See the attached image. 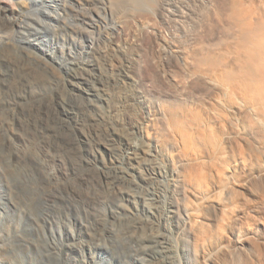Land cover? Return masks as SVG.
Here are the masks:
<instances>
[{
    "label": "bare ground",
    "instance_id": "6f19581e",
    "mask_svg": "<svg viewBox=\"0 0 264 264\" xmlns=\"http://www.w3.org/2000/svg\"><path fill=\"white\" fill-rule=\"evenodd\" d=\"M140 1L152 13L156 0ZM30 3L48 20L58 4ZM160 15L173 37L149 36L146 93L130 74L128 35L95 59L97 78L120 93L106 117H121V130L91 111L81 74L61 78V93L16 69L0 79V178L9 204L30 209L0 219V264H111L116 245L128 264H264V0H162ZM41 50L30 56L47 65ZM104 149L111 174L99 167ZM66 198L89 219L33 218L64 211Z\"/></svg>",
    "mask_w": 264,
    "mask_h": 264
},
{
    "label": "rangeland",
    "instance_id": "374dc122",
    "mask_svg": "<svg viewBox=\"0 0 264 264\" xmlns=\"http://www.w3.org/2000/svg\"><path fill=\"white\" fill-rule=\"evenodd\" d=\"M132 1L133 0L131 1L130 0H113V1L112 0H80V1L57 0L58 2L57 6L54 9L49 10L50 12L52 10L53 11L51 12L52 15L51 20H48L44 16L38 15L36 9L32 8L31 6L32 3H30V0H0V10L4 11V9H6L7 11L3 15V17L0 16V60H1L0 77L3 76L2 78H0L2 80L1 82H9L13 78H15V76L16 78H18V75L19 78H21L20 76L21 73L24 75L26 72L25 76H27L28 74L30 75L33 74L31 76V78L33 77L32 79L35 78L33 81H35V83H37L38 81L37 84L34 83V88L39 87L38 90L45 89L52 92L61 93L63 91V88L61 89L62 82L64 81V79H66V75L72 76L75 73L81 74L78 75L77 77L79 78L80 84L84 82L82 84L83 86L81 85L83 91L87 94H90L89 99L91 100V102L89 99H88L89 101L87 100V102L89 103V107L91 111L94 114H97L99 117L102 116L103 118H105L106 116L109 117L108 116L110 114L109 111H111L112 109L111 106L112 105L115 106L116 103L117 104L120 103L119 95H117L118 98L116 97V94H120V93L116 92V90L113 87L111 88V86L108 85V83L101 82L99 80L101 71L99 70L100 63H98V61L100 60L99 58L103 57L102 53L105 50L106 46L110 47V43L112 41L116 43L117 40L120 41L121 36H126V35H128L132 41L133 40L136 41V43H134L133 41L131 44L125 45L126 46L125 50L128 52L132 60L130 74L132 75L134 80H136V84L138 85V88L141 91V93H146L147 92L146 87H149V85L147 86L143 82L142 78L145 74V70L148 65L149 59L154 57V54L152 55V52H149L147 50L148 41L151 36L153 37V35L154 36L159 35L158 37L161 38L164 37L166 39H171L173 37V29L162 23V19L160 15V4L162 0H156L155 5L152 6L153 7L152 13H149L148 11H146L147 9H144L145 7L144 5L146 3H144L143 5L144 7H142V5H140V3L142 4L141 1L139 2L138 0L139 4L137 3V5L135 1L134 2ZM143 1L146 2L145 0ZM104 2L106 4H104ZM110 3L112 4L111 6L115 11L114 16L111 15L110 11L106 9V5L107 7H110L108 6ZM27 5H30L29 11L28 12L26 11L24 17H22L23 15L20 16V12L22 10L25 11V9L28 7ZM7 18L8 21H6ZM9 19L12 21V23ZM7 22H9L10 24ZM40 37H42L43 42L41 43L38 42L37 45L35 44L36 48L35 46L30 48L29 46L30 44L28 40L30 39L31 43H33L36 38H40ZM101 45L102 46L104 45L103 46L104 48ZM120 45H122V43H120ZM23 46L25 47L24 49ZM100 48L102 51L100 50ZM41 49L48 50L49 52L52 53V55L47 53V57H48L47 61L49 62L47 65L40 63L39 60H37L34 57L33 59L30 56V53L33 52L38 53L39 51H42ZM99 52L102 53L99 54ZM96 58L98 59V61L97 60L95 61ZM85 60H87L88 66L85 65ZM39 64L40 66H38ZM79 66H80L79 68L80 70L77 69ZM32 67H34L35 69ZM36 67L37 69H40L38 70V72L40 71L39 72L40 75L38 73L36 75L34 74L35 71L37 70ZM105 67L106 66H104V68ZM20 68L22 69L23 72L21 71ZM15 69H16V73H15ZM4 70H7V72ZM45 70L47 71L45 72ZM12 71H14L13 73H15V76L14 74H12ZM80 71L81 73H79ZM123 71L124 70L122 69L119 71L116 70L114 73L115 74L117 73L119 75V78H121V80L122 79L125 80L127 76L125 75L126 73H124ZM4 72L6 75L5 74L2 75V73ZM41 73L42 74L44 73L43 75L45 77L44 76L42 77ZM10 74L11 76H9ZM6 76H8L9 78ZM38 77H40L39 78L40 80L38 79ZM46 77L52 80L47 81ZM61 78H62V82H60ZM5 79L8 80L6 81ZM43 79L46 80L43 81ZM55 87H58L60 89ZM114 92L116 94H114ZM65 94L66 92L62 93V95ZM107 117L105 119H107ZM118 120L120 121L121 117L118 116L113 119L109 118L107 119V123L108 125L110 124L114 125L113 127L117 126L116 129L119 128V130H121L120 126L118 125L119 124ZM115 121H117V123ZM103 151L104 152H102L101 154L102 158L100 159L99 167L104 168V171H107L109 173L110 170L112 171L113 161L109 156V151L107 149H104ZM104 159L108 161V164L107 162L104 161ZM9 162L10 160H8L7 164H9ZM105 166L108 167L106 168ZM0 169L4 170L7 168H5L4 165H2L0 166ZM124 170L125 171H123V169L120 170L121 171L120 173L122 175L124 176L126 175L128 177L131 176L129 172L128 173L126 172V169ZM111 171L109 174H111ZM108 173L107 175H109ZM8 193H9V189L7 182L3 181L0 178V202H1L0 219H8L9 215H11V217L15 215V219H27L28 216L26 214L27 211H24V210H30L27 207L28 205L24 206L27 203L25 202L22 203V201H20L19 204L15 203V206H11L9 204V201L7 200ZM99 194L98 193L96 194V196L98 195V197L95 196V199L99 198ZM100 196H102V194ZM106 200H107L106 197H103V200L102 198L100 199V204L101 201H103V204L101 206L99 205L101 208L98 206L97 216H103L105 218L107 217L106 216L107 209L106 210L102 209V207L105 209V204L108 205L107 204L108 200L107 201ZM60 201L61 204L64 205L65 208L64 211L66 210L65 212L63 210L62 212H59V210H57L56 207L54 209L53 207L50 206L47 207L43 206V208L37 214L33 215V218H36L37 215L40 216V213L42 212L45 216L47 215L46 217L48 218L53 215V217H56L57 219H60L61 217H62L61 219H89L85 217L86 215L84 213V209L82 205H80L81 203L76 202L72 199L69 200V198L59 200V202ZM100 210H102L103 213ZM54 211L55 212L58 211L59 213L58 212L55 213ZM50 212L53 213L51 214ZM134 245H136V243H134ZM112 248L118 254L120 253V256H116L111 252H107L106 253L107 257H105V259L107 258L106 261H111V264H128L124 256H122L123 255L122 248L119 245H116L114 247L112 246Z\"/></svg>",
    "mask_w": 264,
    "mask_h": 264
}]
</instances>
